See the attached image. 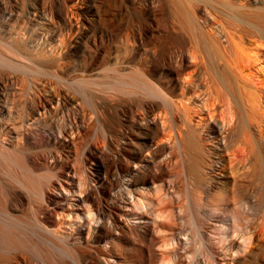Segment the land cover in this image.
I'll return each instance as SVG.
<instances>
[{
    "label": "bare ground",
    "instance_id": "6f19581e",
    "mask_svg": "<svg viewBox=\"0 0 264 264\" xmlns=\"http://www.w3.org/2000/svg\"><path fill=\"white\" fill-rule=\"evenodd\" d=\"M0 264H264V0H0Z\"/></svg>",
    "mask_w": 264,
    "mask_h": 264
}]
</instances>
